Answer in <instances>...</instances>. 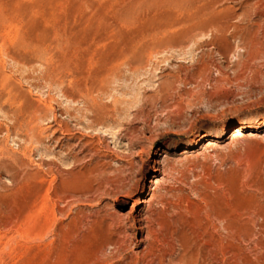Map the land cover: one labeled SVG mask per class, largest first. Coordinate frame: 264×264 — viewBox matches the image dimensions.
I'll use <instances>...</instances> for the list:
<instances>
[{"label": "rangeland", "instance_id": "obj_1", "mask_svg": "<svg viewBox=\"0 0 264 264\" xmlns=\"http://www.w3.org/2000/svg\"><path fill=\"white\" fill-rule=\"evenodd\" d=\"M0 264H264V0H0Z\"/></svg>", "mask_w": 264, "mask_h": 264}, {"label": "bare ground", "instance_id": "obj_2", "mask_svg": "<svg viewBox=\"0 0 264 264\" xmlns=\"http://www.w3.org/2000/svg\"><path fill=\"white\" fill-rule=\"evenodd\" d=\"M252 123H253L252 121H249V124H252ZM250 128H257V125L256 124H253V125H248L247 127H243V124H240L238 126H235L234 127L235 130L231 133V136H232V138H238V137H240V136H242L244 134V130L250 129ZM215 138H220V136L218 135ZM212 144H213V142L211 140H209V141H207V145L206 146H211ZM193 145H195V143H189L188 146H187V148L189 149ZM158 170L160 171V169H158ZM154 183H155V186H157L158 183H159V179H158L157 176L154 177ZM150 197H141L140 199H138V200L135 201L134 205L135 206H141L143 208V207H145V205H148L149 204ZM144 217H146V216H144ZM139 220H142V218L140 217ZM144 229H145V226L142 225V224H140L139 230L140 231H143Z\"/></svg>", "mask_w": 264, "mask_h": 264}]
</instances>
